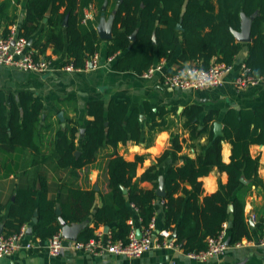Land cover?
I'll list each match as a JSON object with an SVG mask.
<instances>
[{
	"label": "trees",
	"instance_id": "1",
	"mask_svg": "<svg viewBox=\"0 0 264 264\" xmlns=\"http://www.w3.org/2000/svg\"><path fill=\"white\" fill-rule=\"evenodd\" d=\"M104 1L96 0L97 6L101 8ZM109 1L117 7L113 35L107 48L108 57H115L112 69L116 72L141 76L156 62L170 61L179 49L178 25L182 26V41L176 68L188 62L204 68L212 62L236 65L243 43L236 40L234 31H241L242 15L250 17L256 14L244 65L251 76L264 74V0ZM9 2L0 4V25L4 21L8 27L13 23L8 15ZM92 2L28 0L27 15L21 23L19 36L32 41L31 48L40 55H45L48 47H52L54 55L64 57L57 63V68L72 63L77 70H85L86 62L101 50V38L95 22L87 19L84 13ZM96 20L100 21L99 15ZM44 25L46 29H43ZM7 32L8 29L0 34ZM133 34L135 40H131ZM169 72L173 73V70ZM44 109L43 102L35 99L30 92L7 96L5 91L0 90V154L28 148L34 152L35 158L40 156L42 149L36 138L41 136V128L45 130L50 126L45 127L42 122ZM146 111L155 118L149 106ZM87 112L92 120L86 127L79 156L76 155L78 128L75 122L70 121L65 129H57L53 141L58 168L70 170L72 176H77L79 170L94 164L106 146L117 148L120 143L130 141H143L148 146L153 143L152 137L147 139L144 136L140 110H131L126 102H111L109 106L102 101L90 102ZM164 112L162 110V115ZM202 113L203 108L197 105L186 108L182 113L191 139L195 141L206 137L198 155L191 158L182 154L181 136L172 134V149L158 160L159 164L168 158L183 161L182 165L170 167L165 174L163 228L176 233L175 244L187 255L207 250L208 239L225 230L230 220V244L247 237L245 198L253 186L262 187L264 192V182L258 177L259 158H253L250 154L252 145H264V105L254 110H229L222 118L223 134L218 137L214 134V122L220 118L219 111L209 112L203 120L202 129H199L198 117ZM163 125L165 122L155 121L150 130H162ZM223 142L232 146L230 163L222 160ZM143 161L142 156L135 161H126L118 154L110 156L106 165L110 192L103 196V205L94 214V227L84 228L79 241H89L97 236L96 231L100 227L109 226L114 241L127 243L134 229L130 220L135 211L142 226H150L157 213L159 197L156 191L160 171L156 165L139 179L136 178L138 166ZM37 165L35 162L33 167ZM215 168L225 172L228 181L216 193L204 195L201 179ZM39 175L44 179L40 182L41 189H37L36 181L19 186L16 201L5 222L3 212L6 206L0 203V223L4 222L7 229L4 236L16 234L25 225L31 224L37 210L39 220L34 225L32 240L45 242L60 233L56 202L48 197L46 176ZM243 179L249 183L245 185ZM141 182H150L153 188L144 189L140 186ZM124 189L127 193H124ZM62 193V218L69 224L81 223L92 215L97 192L66 185ZM230 206L234 207L232 212Z\"/></svg>",
	"mask_w": 264,
	"mask_h": 264
},
{
	"label": "crops",
	"instance_id": "2",
	"mask_svg": "<svg viewBox=\"0 0 264 264\" xmlns=\"http://www.w3.org/2000/svg\"><path fill=\"white\" fill-rule=\"evenodd\" d=\"M8 1H10L8 15L13 23L8 27V24L2 21L0 32L4 33L8 29L6 33L8 34L15 25L17 35H19L21 23L27 15L28 0H0V4ZM105 1H108L107 19L110 17L115 19L117 7L112 5V1ZM101 8L97 6L96 0H93L84 9L86 18L95 22L96 29L99 23L96 18L99 15L101 19ZM44 28L46 29V25L43 26ZM178 31L177 44L179 49L170 61H158L164 62L166 71L174 70L177 66L176 61L180 55V42L182 41V30ZM110 41L111 39L107 41L101 39V50L97 54L98 65L87 70L68 72L57 69L47 74H36L15 67L0 66V90L5 91L7 96L11 94L18 96L23 91L33 94L35 99H40L45 106L42 115L44 126L50 125L45 130L41 128V136L36 138L42 149L39 157L35 158L34 152L28 148H18L13 152L0 154V203L6 206L3 212L4 222L8 219L10 209L16 201L19 186L36 181L37 189L40 190L42 187L40 182L44 181L42 176L39 175L41 173L46 176L45 181L49 186L48 197L56 202V210L57 207L61 209L60 198L63 195V187L66 185L68 187L74 186L83 191L93 190L97 192L92 215L81 222L85 224V227H94V214L102 207L103 196L110 192L106 165L111 155L118 154L126 161H135L138 156H142L144 161L138 166L136 178L139 179L147 170L157 165L160 177H164L165 180V174L170 167L183 164L182 160L174 161L171 158L166 159L163 163H158V160L172 149V134L181 136L182 154H187L191 158L198 155L201 151L200 146L206 142V137L195 141L191 139V132L186 127V118L182 115L186 108L194 105L203 108L202 115L198 117L199 129H202L203 120L211 111H219L220 118L215 122L223 125L222 118L229 110L240 112L242 110H254L264 105V84L249 86L243 90H237L232 85L233 78L244 64V62H239V59L245 61L248 53L247 44L245 43H243V49L237 58L236 65H234V70L225 77V84L222 87L182 90L164 85L159 75L152 79H144L135 73L114 71L112 65L115 57H108L107 54ZM154 42H156L155 36ZM33 51L37 58L40 54L35 49ZM38 58H50L53 61L55 60L57 64L64 57L54 55L53 48L48 47L46 54H41ZM191 64L188 62L184 66ZM94 101H102L106 106H109L111 102H126L130 105L131 110L139 109L144 136L147 139L152 137L153 143L148 146L143 141L140 143L130 141L127 144L120 143L117 148L110 145L106 146L100 151L94 164L79 170L77 176H72L70 170L58 168L57 166V159L53 150L54 137L57 129H65L70 121L75 122L78 128L76 142L78 145L77 152H79L82 139L85 136V134L84 136L81 135V130L85 129L86 133V127L92 120L87 112V105ZM147 106L151 108V112L155 116L154 119L146 111ZM162 110L165 111L163 115ZM61 112L64 115V121L59 118ZM155 121L157 123L165 122L164 128L151 131L150 127ZM250 154L253 158H259L258 177L264 182V145H252ZM231 155V144L223 142V162L230 163ZM35 162L38 163L37 167H33ZM201 180L204 195H210L216 193L223 184L227 183L228 175L215 168L212 173ZM244 180L246 181L245 185L249 183L246 179ZM140 186L144 189L153 188L150 182H141ZM156 205L157 213L152 223L154 224L153 233L156 237H159L161 231L164 230L163 199L159 198ZM252 215L257 217L256 223L252 221ZM263 220L264 192L262 187L253 186L251 192L245 198V221L248 224L247 237L237 242L241 243L240 247H235L236 243L233 245L228 244L230 248L225 254L211 257L206 261L191 259L178 245L173 248H154L139 259L111 254L94 257L85 253L73 252L69 249H65L59 257L53 258L48 254L44 243V246L38 249L20 250L13 256L0 258V264H264V246L258 244L262 234ZM130 221H132V226L136 232L137 230L144 232L145 228L141 224L137 211L134 212V216ZM4 222L0 223V226H3L0 236L5 235L7 232ZM228 222L224 230L227 236L226 243L230 237V228L227 227ZM37 223L32 222L24 227L34 229V225ZM103 229L104 226L100 227L96 234L98 231L104 232ZM173 234L171 233V238L175 240L176 237L174 238ZM32 236L28 235V237Z\"/></svg>",
	"mask_w": 264,
	"mask_h": 264
},
{
	"label": "built area",
	"instance_id": "3",
	"mask_svg": "<svg viewBox=\"0 0 264 264\" xmlns=\"http://www.w3.org/2000/svg\"><path fill=\"white\" fill-rule=\"evenodd\" d=\"M55 60L50 58H36L35 52L31 48L29 40L17 35L14 25L8 34H0V66L15 67L25 72L36 74H47L57 69L68 72L77 71L72 63L63 68L56 67ZM98 65V56L86 62V69ZM234 65L213 62L207 68L191 64L181 68H175L173 73L165 70L164 62H158L149 67L141 77L152 79L160 76L164 85L182 90H202L207 88H219L225 84V77L234 70ZM81 71V70H78ZM264 84V74L254 77L248 74V70L243 64L238 74L233 78L232 85L237 90H243L249 86ZM256 223L257 217L251 216ZM132 225V221H130ZM154 224L151 223L145 228L142 237L138 238L136 231L130 233L128 242L114 241L110 235L104 232H97V236L89 241H69L60 233L47 239L45 242L37 240L34 242L32 237H28L26 227L11 236H0V258L13 256L20 250H34L44 246L48 254L59 257L65 249L77 253H85L90 256L100 257L106 254L124 256L131 259H139L145 253L154 248H173L177 247L175 240L171 238V232L161 231V235L156 237L153 233ZM226 233L223 230L218 236L209 238L208 248L199 253L189 254L188 257L194 260L206 261L211 257H217L227 252L230 246L226 243ZM258 244L264 246V225ZM235 247H240L241 243H236Z\"/></svg>",
	"mask_w": 264,
	"mask_h": 264
},
{
	"label": "water",
	"instance_id": "4",
	"mask_svg": "<svg viewBox=\"0 0 264 264\" xmlns=\"http://www.w3.org/2000/svg\"><path fill=\"white\" fill-rule=\"evenodd\" d=\"M107 6H108V1H105L104 5L101 8V19L98 23L97 26V30H98V34L99 37L102 40H110L112 38V29H113V24H114V18L110 17L109 19H107ZM256 14L248 17L245 15H242V28L241 31L236 32L234 31V36L236 38V40L238 42L241 43H245V44H249L251 42V26H252V21L254 19ZM67 24V20H65L64 25ZM178 30H182V26L178 25ZM136 36L135 34H133L131 36V40H135ZM31 44V41L29 42ZM131 48V46H129V49ZM239 62H244L243 59H239ZM59 118L60 120L64 121V115L61 112L59 114ZM141 118H143V116H141ZM214 131H215V136H222L223 134V125L221 123L215 122L214 123ZM85 134V129L81 130V135L84 136ZM78 156L80 155V152L76 153ZM243 183H246V181L243 179L242 180ZM124 193H127V190L124 189ZM156 194L159 198L163 199L166 197V189H165V180L164 177H160L159 178V185L156 191ZM234 210L233 206H230V212H232ZM56 214L59 217V222L61 225V233L63 235V237L69 241H77L79 240V236L80 233L83 231L85 227V224L83 223H73V224H69L67 221H65L62 218V211L59 207H57L56 210ZM38 222V212L36 211L34 213V217H33V223H37ZM228 228L232 227V221L230 220L227 224ZM3 230V226H0V234L2 233ZM104 233L108 234L110 232V227L109 226H104L103 229ZM27 234L29 236L33 235V229L32 227H29L27 229ZM137 237L141 238L142 237V232L140 230H137L136 232ZM173 237H176V233L173 234ZM230 240L231 238L229 237L227 239V244H230Z\"/></svg>",
	"mask_w": 264,
	"mask_h": 264
}]
</instances>
